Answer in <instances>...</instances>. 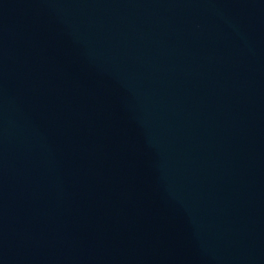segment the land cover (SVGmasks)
I'll use <instances>...</instances> for the list:
<instances>
[{
  "label": "water",
  "instance_id": "obj_1",
  "mask_svg": "<svg viewBox=\"0 0 264 264\" xmlns=\"http://www.w3.org/2000/svg\"><path fill=\"white\" fill-rule=\"evenodd\" d=\"M0 264H264V0H0Z\"/></svg>",
  "mask_w": 264,
  "mask_h": 264
}]
</instances>
